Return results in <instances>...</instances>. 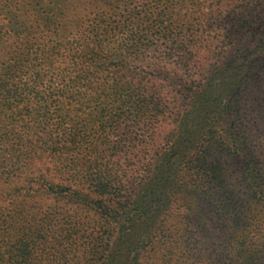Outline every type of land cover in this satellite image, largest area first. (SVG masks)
<instances>
[{
  "label": "trees",
  "instance_id": "obj_1",
  "mask_svg": "<svg viewBox=\"0 0 264 264\" xmlns=\"http://www.w3.org/2000/svg\"><path fill=\"white\" fill-rule=\"evenodd\" d=\"M39 1L0 0V264H264L260 0L207 60L220 5L89 0L76 19L79 0Z\"/></svg>",
  "mask_w": 264,
  "mask_h": 264
},
{
  "label": "rangeland",
  "instance_id": "obj_2",
  "mask_svg": "<svg viewBox=\"0 0 264 264\" xmlns=\"http://www.w3.org/2000/svg\"><path fill=\"white\" fill-rule=\"evenodd\" d=\"M9 1V0H7ZM41 4L37 6V10L40 9L42 10L44 7H49L50 6H54L53 8H55L56 2H52L50 3L49 0H40L39 1ZM200 3H202V6H206V8L209 9H217V7L220 5L221 6V12L219 13V15H217L216 22H214V25H211V20L207 19L205 20V28L206 31L203 32V35L201 37L202 39V43L200 48L197 50L196 49V53L195 55L198 56L197 59L200 60L201 58H203V60H207V58L213 57V56H218L216 50L218 49V44H219V37H218V30L223 23L228 24L229 18L228 17H232L233 15L235 16V14L239 11L238 9V5L241 4V0H224L222 2H219L218 0H199ZM89 3V0H79L75 3V7L77 9V11L79 12L78 14H75L74 17L76 19H80L82 16V8L84 6H87ZM256 10H258V15H261L263 12V16L262 18L264 19V0H260V2L258 3V5L256 6ZM35 17H33L34 19ZM262 18L260 21H262ZM10 21H12L11 16L4 14V12H0V23L7 25ZM245 36V35H243ZM244 37H242L243 39ZM200 39V41H201ZM258 43V48L257 50L253 53V55H251L247 60H249V62H252V66H254L252 69H250V75L248 77V84H249V92H250V99L254 100V113H252L251 109L248 111V115L249 116H255L257 119H259L260 123H259V128L260 131H256V141L254 142H258L262 145L263 148V154H264V48L261 47L262 45H264V42H256L254 43L255 45ZM212 51V52H211ZM216 54V55H213ZM209 68H192L193 72L195 73V76L197 77V72L201 71V76L205 75V73L207 72ZM212 69V68H211ZM209 72V75L213 76V72ZM200 78V77H199ZM219 81V79L214 78L212 83H217ZM179 97L181 99V104L186 103L187 97L184 96L183 93L179 94ZM251 120L252 119L251 117ZM175 124H177V119H175L173 121ZM167 124L164 123L163 125V129L161 130V136L163 135V133H166L165 131H168V128L166 127ZM169 127H170V123H169ZM254 144V143H253ZM264 160V159H263ZM261 216H259V214H257V210L252 214L253 217V225L252 228H250V232H249V237L251 240H253L251 238V236L253 238L260 236L262 234H264V213L261 212L260 213ZM258 216L260 217L258 220ZM157 253V252H156ZM161 253L162 252H158L157 256H160L159 258H161ZM153 261V257H151L150 259H143V264H149L151 261ZM158 264V263H157Z\"/></svg>",
  "mask_w": 264,
  "mask_h": 264
}]
</instances>
